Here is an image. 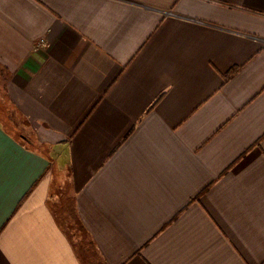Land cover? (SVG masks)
<instances>
[{"label": "crops", "instance_id": "crops-1", "mask_svg": "<svg viewBox=\"0 0 264 264\" xmlns=\"http://www.w3.org/2000/svg\"><path fill=\"white\" fill-rule=\"evenodd\" d=\"M0 264H264V0H0Z\"/></svg>", "mask_w": 264, "mask_h": 264}, {"label": "built area", "instance_id": "built-area-1", "mask_svg": "<svg viewBox=\"0 0 264 264\" xmlns=\"http://www.w3.org/2000/svg\"><path fill=\"white\" fill-rule=\"evenodd\" d=\"M39 44L42 45V46H46V42H45V40H43V39H41V40L39 41Z\"/></svg>", "mask_w": 264, "mask_h": 264}, {"label": "trees", "instance_id": "trees-1", "mask_svg": "<svg viewBox=\"0 0 264 264\" xmlns=\"http://www.w3.org/2000/svg\"><path fill=\"white\" fill-rule=\"evenodd\" d=\"M234 72H235V70H232L225 78L228 79V76H230Z\"/></svg>", "mask_w": 264, "mask_h": 264}]
</instances>
